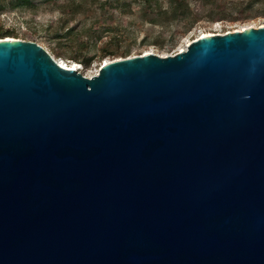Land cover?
Listing matches in <instances>:
<instances>
[{"label":"water","instance_id":"95a60500","mask_svg":"<svg viewBox=\"0 0 264 264\" xmlns=\"http://www.w3.org/2000/svg\"><path fill=\"white\" fill-rule=\"evenodd\" d=\"M241 30L91 75L0 37V264H264V24Z\"/></svg>","mask_w":264,"mask_h":264},{"label":"rangeland","instance_id":"374dc122","mask_svg":"<svg viewBox=\"0 0 264 264\" xmlns=\"http://www.w3.org/2000/svg\"><path fill=\"white\" fill-rule=\"evenodd\" d=\"M171 3L172 0H31L13 8L0 1V26L14 28L18 37L47 46L58 60L77 61L78 70L91 75L102 61L113 57L153 50L160 55L171 54L202 32L224 33L264 24V0H189L187 11L170 23L149 21ZM80 4L86 8H79ZM191 17L196 19L191 22ZM106 41L117 51L103 53L100 46Z\"/></svg>","mask_w":264,"mask_h":264},{"label":"trees","instance_id":"16d2710c","mask_svg":"<svg viewBox=\"0 0 264 264\" xmlns=\"http://www.w3.org/2000/svg\"><path fill=\"white\" fill-rule=\"evenodd\" d=\"M0 1L3 2V4L6 1L10 7L14 8V7H18V6H23L26 3H29L31 0H0ZM206 1L209 2V0H206ZM79 8H86V7H84L83 4H80ZM188 8H189V0H172V3L170 4V6L159 10L156 15H153L152 17L149 18V21L154 23V24L158 23L160 25L165 24L167 22L170 23V21L177 19L181 13H183L184 11L186 12ZM195 19H196V17H194V18L191 17V22L194 21ZM188 26H190V25H188ZM59 27H62V22L60 23ZM5 35H7V37H11V36L12 37H18L14 28L5 27L4 29H2V27L0 26V37H3ZM100 48L103 51V53H108V52L114 53L117 51V47H111L107 41L102 43ZM126 51H127V49L122 50L121 52L124 54ZM56 54L60 55L61 51H56ZM53 56L56 58L55 55H53ZM74 58H76V57H74ZM73 61H75V60H73ZM84 63L86 64V63H88V61H86Z\"/></svg>","mask_w":264,"mask_h":264},{"label":"bare ground","instance_id":"6f19581e","mask_svg":"<svg viewBox=\"0 0 264 264\" xmlns=\"http://www.w3.org/2000/svg\"><path fill=\"white\" fill-rule=\"evenodd\" d=\"M260 25H263V24H260ZM259 26V25H258ZM244 28V27H243ZM243 28H240V29H238V30H241V29H243ZM234 30H236V29H234ZM234 30H231V31H234ZM212 34H214V33H212V32H202L200 35H198L197 37H199V36H203V35H212ZM196 37V38H197ZM190 41H191V39H190ZM189 41V42H190ZM188 42V43H189ZM187 43V44H188ZM187 44H185L184 45V47L183 48H180L178 51H180V50H183L184 48H185V46L187 45ZM148 51H145L144 53H147ZM61 64H64V65H67V66H70V67H73V68H76V69H78L79 68V64H77V62H75V61H71V62H69V63H67V62H65V61H63V60H58ZM106 61H108V60H104V62H106Z\"/></svg>","mask_w":264,"mask_h":264},{"label":"built area","instance_id":"2783aa9c","mask_svg":"<svg viewBox=\"0 0 264 264\" xmlns=\"http://www.w3.org/2000/svg\"><path fill=\"white\" fill-rule=\"evenodd\" d=\"M56 60H58V59H56Z\"/></svg>","mask_w":264,"mask_h":264},{"label":"snow or ice","instance_id":"6c2138e0","mask_svg":"<svg viewBox=\"0 0 264 264\" xmlns=\"http://www.w3.org/2000/svg\"><path fill=\"white\" fill-rule=\"evenodd\" d=\"M242 31V30H241Z\"/></svg>","mask_w":264,"mask_h":264}]
</instances>
